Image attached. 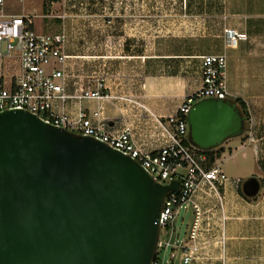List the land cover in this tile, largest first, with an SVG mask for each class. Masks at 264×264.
<instances>
[{
  "label": "water",
  "instance_id": "obj_1",
  "mask_svg": "<svg viewBox=\"0 0 264 264\" xmlns=\"http://www.w3.org/2000/svg\"><path fill=\"white\" fill-rule=\"evenodd\" d=\"M232 98H201L187 141L207 151L240 136ZM179 181H153L134 159L91 136L25 110L0 113V264H151L165 196ZM248 176L241 192L259 194Z\"/></svg>",
  "mask_w": 264,
  "mask_h": 264
},
{
  "label": "built area",
  "instance_id": "obj_2",
  "mask_svg": "<svg viewBox=\"0 0 264 264\" xmlns=\"http://www.w3.org/2000/svg\"><path fill=\"white\" fill-rule=\"evenodd\" d=\"M7 1L0 0V113L25 110L48 124L78 135L91 136L131 157L158 184L179 181L178 191H170L164 198L151 264H193L202 247L199 236L203 217L199 204L193 199L194 194L201 186H207L220 199L217 184L228 178L218 164L207 168L205 155L188 143L187 114L195 101L201 98L229 97L225 53L198 55L200 84L185 95L175 113L168 117V126L158 121L167 135L166 143L157 150L146 151L134 140L130 127L125 126L112 133L94 124L93 119L100 115L98 109L87 112L77 104L73 117L63 111L68 100L74 99L79 103L81 99L102 101L110 98L111 95L104 92V73L95 76L93 88L66 92L68 74L65 63L69 56L63 52L65 32H37L33 27V17L8 11ZM64 16L65 13L59 15L60 18ZM225 32L231 47L247 40L245 32L232 28ZM187 203L193 210V220L186 236L180 237L175 221L180 208ZM219 241L224 242L223 232Z\"/></svg>",
  "mask_w": 264,
  "mask_h": 264
},
{
  "label": "rangeland",
  "instance_id": "obj_3",
  "mask_svg": "<svg viewBox=\"0 0 264 264\" xmlns=\"http://www.w3.org/2000/svg\"><path fill=\"white\" fill-rule=\"evenodd\" d=\"M6 4L8 11L32 16L38 31L53 33L62 25L68 26L71 41L84 45L85 53L115 57L130 52L185 53L187 91L199 84L198 55L225 53L227 75H232L227 82L251 89L246 93L239 90L244 94L247 113L242 139L238 136L226 141L231 147L218 162L228 176L264 178V49L258 52L264 47V0H8ZM252 10L262 17L260 27L246 23L252 17L249 14H256ZM62 13L64 18L59 17ZM229 28L247 32V40L231 47L225 32ZM248 48L255 54L243 59L242 53ZM102 63V59L94 61L96 70ZM208 217L205 238L211 236L214 226L212 216ZM192 220L193 210L187 203L175 221L180 237L186 236Z\"/></svg>",
  "mask_w": 264,
  "mask_h": 264
},
{
  "label": "crops",
  "instance_id": "obj_4",
  "mask_svg": "<svg viewBox=\"0 0 264 264\" xmlns=\"http://www.w3.org/2000/svg\"><path fill=\"white\" fill-rule=\"evenodd\" d=\"M252 11L251 13H256V10ZM257 14H249L252 17L247 18L246 23L250 27L261 26L259 20L262 17ZM33 27L41 33L35 25ZM67 28L68 26L65 25L60 28L66 34L63 52L69 56L65 63V71L68 74L66 92L72 93L76 88L84 90L93 88L95 76L102 72L105 75L104 92L109 93L111 97L102 101L81 99L79 103L74 99L68 100L63 105V111L73 117L77 104L87 112L98 109L100 115L98 119H93L94 124L112 133L128 126L134 140L144 150L159 149L168 138L158 121L168 126V117L175 113L185 95L200 84L199 79V84L187 91L185 53L130 52L118 57L108 53H85L84 45L71 41ZM261 49L264 47H259L258 52ZM252 52L254 51L249 48L247 51L244 50L243 59L252 57L255 54ZM101 59L103 63L96 70L94 61ZM78 61L82 63L78 64ZM228 76L229 79L232 78L230 73L227 75L226 70L229 98L241 97L246 102L244 94L241 95L239 90L242 89L246 93L250 91V86L238 88L227 82ZM247 76L250 79V74ZM222 145L225 151L231 147L226 143ZM218 159L214 164L222 168ZM225 175L227 181L217 184L220 199L207 186H201L194 194L193 199L199 204L203 217L199 236L202 247L193 264H264V185L261 184L258 197H243L239 188L241 191L244 179L239 176H228L226 173ZM208 215L212 216L211 222L214 226L210 229L211 236L205 238L203 230L209 219ZM222 216L225 218L223 219ZM221 231L224 236L223 243L219 241ZM208 238L211 240L209 241Z\"/></svg>",
  "mask_w": 264,
  "mask_h": 264
},
{
  "label": "trees",
  "instance_id": "obj_5",
  "mask_svg": "<svg viewBox=\"0 0 264 264\" xmlns=\"http://www.w3.org/2000/svg\"><path fill=\"white\" fill-rule=\"evenodd\" d=\"M43 7H44V3H43ZM232 99L235 100L236 104L239 106V108L241 109V111L243 112V114L246 115L247 113H246V103H245V101L241 97H233ZM241 137L242 136H240V138ZM185 143H187V141H185ZM224 151H225V147L223 145H220V146H218V147H216L214 149L207 150V151L198 150L199 153H202V154L205 155V157H206V164H205V166L207 168L212 167L214 165L216 159L220 158L221 155H222V153ZM259 180H260V182H261V184L263 186L264 185V178L263 179H259ZM239 192L244 197V195L240 191V188H239Z\"/></svg>",
  "mask_w": 264,
  "mask_h": 264
}]
</instances>
